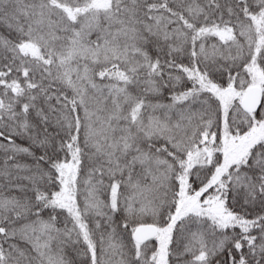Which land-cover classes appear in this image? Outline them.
<instances>
[{
  "label": "snow or ice",
  "instance_id": "6c2138e0",
  "mask_svg": "<svg viewBox=\"0 0 264 264\" xmlns=\"http://www.w3.org/2000/svg\"><path fill=\"white\" fill-rule=\"evenodd\" d=\"M0 264H264V0H0Z\"/></svg>",
  "mask_w": 264,
  "mask_h": 264
}]
</instances>
